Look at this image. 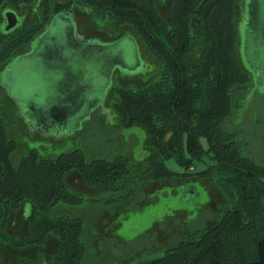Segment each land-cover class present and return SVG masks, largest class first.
Returning <instances> with one entry per match:
<instances>
[{
  "label": "trees",
  "instance_id": "obj_1",
  "mask_svg": "<svg viewBox=\"0 0 264 264\" xmlns=\"http://www.w3.org/2000/svg\"><path fill=\"white\" fill-rule=\"evenodd\" d=\"M36 1L0 0V20L4 5L20 13ZM40 1L41 15L5 39L0 71L30 52L55 18L56 3L68 0ZM75 1L108 34L120 37L128 28L143 55L158 65L160 74L152 82L138 89L116 85L111 91L121 128L145 130L146 145L155 155L138 172L128 156L88 161L78 149L55 158L30 149L16 163L18 145L0 115V264H42L41 256L7 262L3 248H41L49 235L59 241L50 264L82 263L83 220L47 215L61 202L84 201L66 182L72 172L100 194H140V185L160 180L173 187L202 181L221 194L226 206L217 220L188 229L164 256L141 264H264V165L246 156L225 129L233 90L251 82L241 54V0H167V19L156 0ZM28 201L38 214L28 223V236L17 239L8 224Z\"/></svg>",
  "mask_w": 264,
  "mask_h": 264
},
{
  "label": "rangeland",
  "instance_id": "obj_2",
  "mask_svg": "<svg viewBox=\"0 0 264 264\" xmlns=\"http://www.w3.org/2000/svg\"><path fill=\"white\" fill-rule=\"evenodd\" d=\"M73 7L81 6L74 1L60 5L59 17L32 56L13 62L5 74L0 72V86L7 91L0 98V113L18 145L13 159L18 163L30 149L54 158L78 149L88 161L126 155L138 172L155 152L146 146L147 134L142 128L125 130L118 125L111 91L121 84L141 88L159 75V69L140 56L130 36L115 47H105L109 41L96 32V24L84 10ZM159 7L165 12L163 0ZM254 17L250 0H241V54L252 75L251 83L235 88L234 110L225 129L237 137L246 156L264 165V0L258 1ZM74 108L68 119L56 122L62 111ZM169 165L177 170L172 162ZM67 183L83 194V203L61 202L48 215L83 220L86 251L81 264H141L160 258L185 231L214 222L226 206L216 188L202 181L177 187L160 181L140 185V194L120 196L97 193L84 185L77 172L68 176ZM25 205L26 211H16L8 224L9 234L17 239L28 236L24 222L32 203ZM3 249L7 262L34 258L36 252L33 246L21 253L15 247ZM56 249L57 242L50 240L45 251L54 253Z\"/></svg>",
  "mask_w": 264,
  "mask_h": 264
},
{
  "label": "flooded vegetation",
  "instance_id": "obj_3",
  "mask_svg": "<svg viewBox=\"0 0 264 264\" xmlns=\"http://www.w3.org/2000/svg\"><path fill=\"white\" fill-rule=\"evenodd\" d=\"M69 1H71V0H68V1H62V2H58V3H56V9H58V7L60 6V5H62V4H64V3H66V2H69ZM72 1H74V2H77V1H75V0H72ZM157 1V4H158V7H159V0H156ZM163 2H164V4L166 5V10H165V12H163V11H161V9H160V7H159V10H160V13H161V15H162V17L164 18V19H167V17H168V10H167V0H163ZM78 3V2H77ZM79 4V3H78ZM81 7H84V6H82L81 4H79ZM73 8H76V9H79V8H77V7H73ZM85 8V7H84ZM42 9V4H41V1L40 0H37L35 3H32V4H29V5H26L25 7H24V10L22 11V12H20V13H18V12H16L14 9H12L9 5H4L3 6V10H2V13H1V20H0V48L2 47V45H3V43H4V41H5V39L7 38V37H9V36H12L15 32H18V31H20V30H22V28L24 27V25L26 24V22L27 21H29V20H32V19H34L35 17H38V16H40L41 15V10ZM58 12V11H57ZM57 12H56V14H57ZM55 20V18L52 20V22H51V24L48 26V27H50L51 25H52V23H53V21ZM67 20V19H66ZM95 24H96V32H98V34L100 35V36H105L107 39H106V42L107 41H109V42H105L106 43V46L105 47H115V46H117V45H115L117 42H119L120 40H122L123 38H125L126 36H130V38H132L134 41H136L135 40V38L130 34V33H128V28H123L122 30H123V33H121L119 36L120 37H118V36H112V35H110V34H108L106 31H104L102 28H101V25L98 23V22H94ZM47 27V29L34 41V43H33V45H32V47H31V50H30V52L28 53V54H26V55H24V56H21V57H19V58H17V59H15L13 62H15V61H17V60H20V59H23V58H27V57H30V56H32V54L36 51V49H37V46H38V43H39V41L48 33V31H49V28ZM74 29L72 28V38L75 40V36H74V31H73ZM74 33V34H73ZM96 34V33H95ZM76 41V40H75ZM76 43H78V44H80V45H84V44H82V43H79L78 41L76 42ZM136 43H137V41H136ZM89 45V44H88ZM87 46V45H86ZM138 50H139V48H138ZM139 52H141L140 50H139ZM140 56H143V53L141 52V54H140ZM140 56H139V58H140ZM118 57H122L121 55H119ZM144 57V56H143ZM146 57V56H145ZM148 59H150L151 61H152V63L153 64H156V62L154 61V60H152L151 58H149V57H147ZM121 60H122V58H121ZM139 61L140 62H142V60L141 59H139ZM12 62V63H13ZM123 62V61H122ZM148 62V61H147ZM11 63V64H12ZM10 64V65H11ZM144 63L142 62V65H143ZM8 66L6 69H4V70H2V71H0V72H4V74H5V72H7L8 71V69H10V67L11 66ZM156 66H157V69H159V67H158V65L156 64ZM156 69V70H157ZM159 72H160V69H159ZM156 74H157V72H156ZM155 74V75H156ZM160 74V73H159ZM158 75V74H157ZM157 75H156V78H157ZM152 82V81H151ZM249 83H251V82H249ZM248 83V84H249ZM248 84H245V85H248ZM122 85V84H121ZM146 85V84H145ZM245 85H240V86H245ZM237 87H239V86H237ZM236 87V88H237ZM235 90V89H234ZM234 90H233V92H234ZM233 92H232V96H231V98H232V103H233V110H234V102H233ZM6 93H7V91H6V89L4 88V87H2V86H0V98H2L3 99V97L6 95ZM1 103V102H0ZM77 108H74V109H72L71 111L70 110H67V111H62L61 112V114L57 117V118H55V120H56V122H62L61 120L63 119V118H69V116H71L73 113H74V111L76 110ZM114 112V111H113ZM115 113V112H114ZM116 114V113H115ZM232 114H233V112H232ZM0 115L4 118V115H2L1 113H0ZM64 116V117H63ZM231 117V116H230ZM65 118V119H66ZM6 119V118H5ZM229 118H227V120H228ZM227 120H226V122H227ZM118 125L120 126V124H119V121H118ZM121 127V126H120ZM134 128V127H133ZM122 129H125V128H122ZM131 129V128H130ZM125 130H129V129H125ZM145 131V130H144ZM169 136V138H170V136H171V133L168 135ZM148 138V137H147ZM146 141H147V139H146ZM147 146V145H146ZM150 149V148H149ZM150 150H152V149H150ZM154 155H155V153H154ZM154 155L150 158V159H152V158H154ZM126 156V155H125ZM100 159H106V158H100ZM149 159V160H150ZM179 168V167H178ZM178 168H176L178 171H180V168L178 169ZM193 169V168H192ZM73 173V172H72ZM70 175V174H69ZM68 178V177H67ZM82 179V178H81ZM82 181H83V179H82ZM160 181H164V180H160ZM160 181H157V182H160ZM66 182H67V179H66ZM166 182V181H165ZM83 183H84V185L85 186H87V187H90V186H88V185H86L85 184V182L83 181ZM156 183V182H155ZM68 184V183H67ZM154 184V183H153ZM69 185V184H68ZM172 187H173V185L172 184H170ZM207 185H208V187L211 185V184H208L207 183ZM70 186V185H69ZM180 186V185H179ZM212 186V185H211ZM70 188H71V190L72 191H74V192H76V193H79V194H81L82 196H83V194L81 193V192H77V191H75L71 186H70ZM90 188H92V187H90ZM97 193H98V191L95 189V188H93ZM210 189V188H209ZM213 197H214V195H213ZM83 199H84V196H83ZM26 203V202H25ZM25 203L23 204V206L19 209V210H17V211H20V210H24V211H26V205H25ZM83 203V202H82ZM53 209V208H52ZM51 209V210H52ZM51 210H49L48 212H47V215L49 214V212L51 211ZM15 213V212H14ZM14 213H12V214H14ZM38 214V211L35 209V207L32 205V207H31V210H30V215H28V216H25V227H26V230H28V227H29V225H28V223H29V221L35 216V215H37ZM49 216V215H48ZM50 217V216H49ZM71 217V216H70ZM213 223V222H212ZM211 224V223H210ZM209 225V224H208ZM189 227V226H188ZM84 228V227H83ZM25 237V236H24ZM50 240H55L56 242H57V249H56V252H54V253H47L46 251H45V248H46V246L48 245V243H49V241ZM33 247H35V246H33ZM26 248H28V247H20V248H17V250L18 251H20V253L22 252V250H24V249H26ZM36 248V252L34 253L35 255H34V258L32 257V258H26V259H32V260H34V259H36L37 257H39V256H41V259L43 260V263L42 264H44V262H47L48 264H50L49 263V259L52 257V256H54V255H56L57 253H58V249H59V241H58V239L57 238H55V237H53V236H47V240H46V243L44 244V246L43 247H41V248H38V247H35ZM5 256V255H4Z\"/></svg>",
  "mask_w": 264,
  "mask_h": 264
},
{
  "label": "water",
  "instance_id": "obj_4",
  "mask_svg": "<svg viewBox=\"0 0 264 264\" xmlns=\"http://www.w3.org/2000/svg\"><path fill=\"white\" fill-rule=\"evenodd\" d=\"M258 1L259 0H250V4L252 5V7H253V18L255 19V17H254V13L257 11V4H258ZM82 10H84L85 11V13L88 15V17H89V19L91 20V18H90V16H89V13H88V11H87V9L86 8H84V7H80ZM79 8V9H80ZM57 17H59V14H58V12H57V14L55 15V19L57 18ZM66 19V18H65ZM91 22H93L92 20H91ZM241 32V31H240ZM250 71V70H249ZM250 73H251V71H250ZM251 75H252V73H251Z\"/></svg>",
  "mask_w": 264,
  "mask_h": 264
}]
</instances>
